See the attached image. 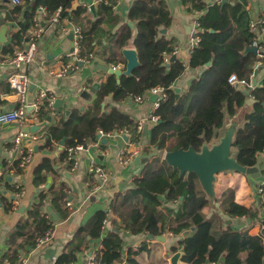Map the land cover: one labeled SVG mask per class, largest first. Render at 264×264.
Here are the masks:
<instances>
[{
    "label": "crops",
    "instance_id": "crops-1",
    "mask_svg": "<svg viewBox=\"0 0 264 264\" xmlns=\"http://www.w3.org/2000/svg\"><path fill=\"white\" fill-rule=\"evenodd\" d=\"M12 1L0 0V114L20 106L15 92L7 83V77L17 71L26 74L30 80L26 104H33L41 91L47 94L48 99L39 111L29 109L31 119L26 126L18 122L0 123V264L10 260V250L13 249H17L15 264H57L56 261L68 253L73 256L72 261L58 264H88L90 258H94L99 264V259L106 252L103 240L114 235L122 242L120 259L113 264H171V257L177 253L180 255L177 264H187L182 261L180 242L189 238L192 232L187 231L185 237L182 236L185 231L180 235H173L168 230L169 226L173 227L175 224L172 216L167 218L164 232L152 237L145 232L131 233L113 210L121 196L134 188L135 180L141 178L144 171L161 168H151L150 165L161 153L164 156L172 151L168 148L170 144L177 143L176 138L170 136L160 147L151 143L152 131L158 124L148 120L153 112L150 97L141 103L135 102L131 95L116 101L112 93H109L97 103L100 90L108 80H113L118 86L122 77H132V73L126 74L127 61L122 54L124 50H133L137 56L132 40L126 41L122 48L115 42L127 31L135 36L136 22L131 21L128 15L136 0H72L66 10L68 17H63L60 13L59 22L54 24L46 21L59 8L49 12L44 6H40L45 8V15L38 14V7L30 19V26L25 30L22 28L25 22V3L23 0H19L20 4ZM160 1L167 5L171 23L168 27L159 28V36L172 39L174 48L177 49L175 55H166H170V60L177 59L187 64L193 52L190 49V39L197 35L196 19L203 12L191 10L190 1ZM223 1L201 0L206 7L228 2ZM101 3L110 9L101 10ZM245 10L250 21L264 18V0H246ZM33 18L39 20L42 27L36 56L30 64L15 70L7 62L23 48L22 38L32 27ZM75 27L83 34V42L78 49L74 43ZM250 44L244 47L243 54L250 53L246 51ZM83 57L88 58L87 64L78 62ZM68 65L72 69L67 70L63 76L56 75ZM113 67L115 71H121L118 80L104 69L112 70ZM201 71V68H187L169 87L176 99L187 92L189 85ZM253 77L256 87H260L264 78V62L253 73ZM147 91L136 96H146ZM253 102L251 95L246 96L244 106L237 114L225 118L223 126L217 131L218 137L233 130V139L235 130L242 125L243 116L250 112ZM112 110L128 117L133 125L124 130L109 132L112 133L110 137L100 138L99 132L102 130L95 127ZM25 128L38 139L27 140L23 144L32 150V160L23 170H17L16 163H12L14 153L11 142ZM94 129L95 135L91 137ZM80 135L83 137V144L78 146H82V149L74 152L71 162H66L61 158L62 154L73 148L72 144ZM217 142L215 136L210 143ZM128 156L131 159L122 163ZM141 156L147 160L137 168L134 161ZM44 161L50 164V168L35 175V170ZM254 166L260 173L257 179L239 172L218 173L215 176L213 202L202 213L206 219L216 214L232 228L264 239V227L261 224L264 205L257 195V189L264 185V151L257 155ZM89 167L100 168L107 180L100 183L96 176L89 173ZM63 187L66 198L53 202V195H57ZM226 190L233 191L235 203L253 210V219L228 217L221 212L219 203L215 200ZM20 191L22 195L18 196ZM40 197L43 213L50 219L53 227L49 241L36 247L40 237H36L31 244L27 242L34 237L31 233L36 224L33 218L28 217V213L40 201ZM115 198L118 199L113 204ZM160 200L167 208L176 210L178 207V204L166 203L162 198ZM48 208L51 212H48ZM160 210L163 212L162 207ZM99 211L106 213L99 235L96 236L93 230L88 233L81 231ZM19 226L21 233L14 235V241L9 243V237ZM158 237L161 238L157 239ZM173 248L176 252H172ZM48 250L53 255H49ZM243 258H246V254H243Z\"/></svg>",
    "mask_w": 264,
    "mask_h": 264
},
{
    "label": "trees",
    "instance_id": "trees-1",
    "mask_svg": "<svg viewBox=\"0 0 264 264\" xmlns=\"http://www.w3.org/2000/svg\"><path fill=\"white\" fill-rule=\"evenodd\" d=\"M23 1V30L30 26V19L38 7L44 6L49 12L61 8V16L68 17L66 10L72 2ZM187 1H190L191 10L203 12L196 19V34L200 42L191 53L188 63L183 64L174 59L169 60L168 64H163V55L172 53L174 49L172 39L167 40L159 36V28L168 27L171 23L167 5L160 0H136L128 15L131 21L136 22V34L132 36L130 31H127L120 35L115 43L122 48L126 41L132 40L139 65L133 69L132 77H122L118 86L113 80H108L100 90L97 103L109 93H112L114 100L121 101L129 95H141L155 86H162L167 89L169 100L161 104L156 111L162 123L153 129L151 143L159 146L170 136L176 138V149L187 150L191 147L195 152H200L203 145L214 139L225 118L234 116L244 106V91L230 86L227 79L229 75L235 74L240 79L248 80L253 73L252 66L256 62V56L252 53H242L253 38L245 10L246 0H228L227 3L209 7L201 0H183V3ZM100 8L105 11L110 9L103 3ZM187 68H201L202 71L193 79L187 92L176 99L169 87ZM249 95L254 100L251 110L244 114L243 123L235 130L232 139V148L236 150L234 159L244 167H253L257 155L264 151V78L262 85L252 89ZM132 125L128 117L112 110L95 128L99 127L103 133H109L130 128ZM94 132L95 129L91 131V137L95 135ZM82 144L83 137L80 135L72 147ZM66 155L64 151L61 158L65 159ZM49 168L50 164L44 161L35 170V175ZM262 176L264 177V168ZM262 187L264 194V185ZM53 196V202L64 200V187ZM160 198L166 200V203L178 204L177 209L167 208ZM117 199H113V204ZM215 201L219 203L221 212L228 217L253 219L255 216L252 209L234 202L232 190H226ZM209 203L208 196L194 174L180 175L177 170L164 165L156 171H144L142 177L135 180L134 188L121 196L113 210L133 234L145 232L152 237L160 236L167 228L169 216L174 218V226L168 227L173 235L191 230V236L180 242L184 263L264 264L262 236H250L247 231L234 229L216 214L206 219L202 210L209 206ZM105 216L104 211L97 212L81 231L88 233L93 230L96 236L99 235ZM28 217L36 221L31 233L34 237L27 241L29 244L35 242L36 237H42L52 230V222L43 213L42 197L29 211ZM261 224L264 227V214ZM19 233L20 226L9 237V243H12L14 235ZM121 242L117 235L104 239L106 252L99 259V264H113L119 260ZM172 252H176V249L173 248ZM16 254L17 249L10 250L8 260L11 264H15ZM243 254H246V258H243ZM72 259L73 256L68 253L61 256L56 263H70Z\"/></svg>",
    "mask_w": 264,
    "mask_h": 264
},
{
    "label": "built area",
    "instance_id": "built-area-1",
    "mask_svg": "<svg viewBox=\"0 0 264 264\" xmlns=\"http://www.w3.org/2000/svg\"><path fill=\"white\" fill-rule=\"evenodd\" d=\"M14 4H20L19 0H13ZM225 2V0L223 1ZM38 14L45 15L46 11L45 8L39 7L38 8ZM61 13V9H57L52 15H49L47 19V23L54 24L59 22V15ZM33 25L32 27L24 33V36L22 38L21 44L23 45V48L21 50H18L11 58H9L7 64L13 67L15 70L20 69L22 66L30 64L37 53V41L41 36L42 33V27L39 20L36 18L32 19ZM249 30L251 34L253 35L250 48L256 49V58L257 61L252 66L253 73L262 66L264 62V18H259L254 21L249 22ZM74 43L75 48L80 47V43L83 39V34L80 31L78 27L74 28ZM200 40L197 35H193L190 39V49L193 51L195 48L198 47ZM177 49L174 48V51L172 52V55L176 54ZM170 60V55H163V64H168ZM79 63L87 64L88 58L83 57L78 59ZM72 69V66L68 65L65 66L61 71L56 73L57 76H63L66 74L67 70ZM112 69H115L114 67ZM253 73L250 76L248 80L240 79L235 74L229 75L227 82L230 86L239 88L242 91H251L256 87V84L253 82ZM7 83L9 85V88L15 92L18 102L20 103V106L12 111H9L4 114H0V123H9V122H18L21 125H25L29 122L30 118V111L34 110L35 112L39 111L41 106L47 101L48 96L45 92L41 91L36 100L33 104H26V92L27 88L30 85L29 77L20 72H15L14 74H11L7 77ZM150 99L152 100V107L153 112L150 114L148 120L156 124L159 121V117L156 114V111L161 106V104L168 102L169 95L167 92V89H165L162 86H155L151 89H149L146 92V96H133V99L137 103H141L144 99ZM26 129V128H25ZM122 132V131H121ZM112 133H103L99 132V137H110ZM38 138L27 132L26 130H23L19 132L12 140L11 142V150L14 153V158L12 160V163H16V169L17 170H23L27 165L30 164L32 160V150L27 149L23 146V144L27 141H36ZM82 146H76L74 148H69L67 150V155L65 157L66 162H71L73 158V154L76 150H81ZM124 158V157H123ZM131 159V156H128L125 160L122 161L124 163L125 161H128ZM122 160V159H121ZM11 163V164H12ZM74 164V163H73ZM75 166V165H74ZM89 173L96 176L99 179L100 183H103L106 179V175L102 172V170L98 167H89ZM1 176V173H0ZM100 186V185H99ZM22 192L20 191L18 196H21ZM257 195L259 196V201L264 205V194L262 191V188L259 187L257 189ZM69 205V204H67ZM46 218H48L46 216ZM51 230L47 231L44 236L40 237L36 242V247L45 245L49 239H50ZM2 264H11L9 261H4ZM88 264H97L96 260L94 258H90L88 261Z\"/></svg>",
    "mask_w": 264,
    "mask_h": 264
},
{
    "label": "water",
    "instance_id": "water-1",
    "mask_svg": "<svg viewBox=\"0 0 264 264\" xmlns=\"http://www.w3.org/2000/svg\"><path fill=\"white\" fill-rule=\"evenodd\" d=\"M246 51L256 55L255 48H246ZM122 54L127 61L126 74H130L133 69L139 65L136 53L133 50H124ZM104 69L113 74L117 80L119 79L121 71H115L114 69L110 70L107 68ZM244 94L245 96H249L248 91H244ZM161 123L162 122L159 121L157 124L159 125ZM232 135L233 130L227 131V133L222 137L220 144L213 146L210 150L206 148L205 144L202 146L200 152H195L191 147L187 150L179 148L177 150L167 152L164 154V161L167 166L171 167L173 170H177L180 175L184 173L194 174L197 177L202 190L208 196L210 203H212L214 197L213 184L215 176L218 173L230 170L239 172L243 175H248L253 179L260 177V173L255 166L244 167L239 165L235 159H231L230 149L232 148ZM215 136L218 138V134ZM145 160H147V158L143 159L142 156L137 157L134 161V165L139 168ZM48 212H51L49 208ZM186 235L187 232L182 234L183 237ZM160 238L161 237H158L157 239ZM48 254L53 255V252L48 250ZM179 257V253L174 254L170 259V263L177 264Z\"/></svg>",
    "mask_w": 264,
    "mask_h": 264
},
{
    "label": "rangeland",
    "instance_id": "rangeland-1",
    "mask_svg": "<svg viewBox=\"0 0 264 264\" xmlns=\"http://www.w3.org/2000/svg\"><path fill=\"white\" fill-rule=\"evenodd\" d=\"M226 133H227V131L223 135H225ZM217 139H218V142L217 143H214V144H211V143L210 144H206V148L210 150L213 146L220 144V141H221L222 137H218ZM168 148H169V150H172V151L177 150L176 149L177 148V143L175 142V143L170 144L168 146ZM230 156H231V159H234L235 150L232 149V148L230 149ZM164 165H167V164L165 163L164 156L161 153L159 155V157H156V159L153 160V162H152V164L150 166H151V168H158V167H162ZM234 172H236V171H230V170H228V171H224V172H221V173H234ZM214 182H215V180H214Z\"/></svg>",
    "mask_w": 264,
    "mask_h": 264
}]
</instances>
